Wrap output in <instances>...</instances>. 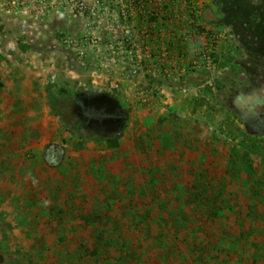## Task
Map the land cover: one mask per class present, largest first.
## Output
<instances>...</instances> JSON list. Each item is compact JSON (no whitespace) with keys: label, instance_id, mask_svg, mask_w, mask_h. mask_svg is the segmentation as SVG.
<instances>
[{"label":"rangeland","instance_id":"374dc122","mask_svg":"<svg viewBox=\"0 0 264 264\" xmlns=\"http://www.w3.org/2000/svg\"><path fill=\"white\" fill-rule=\"evenodd\" d=\"M247 1L0 0V264H264V136L226 100L264 77Z\"/></svg>","mask_w":264,"mask_h":264},{"label":"flooded vegetation","instance_id":"af4514ba","mask_svg":"<svg viewBox=\"0 0 264 264\" xmlns=\"http://www.w3.org/2000/svg\"><path fill=\"white\" fill-rule=\"evenodd\" d=\"M211 12L207 13L208 21H214L215 19L210 17ZM245 76L242 77L240 82H245L244 84H249V88L241 90L239 93L232 95L230 92L226 95V100L229 105H232L240 116L244 127L252 135L264 136V87L261 86L264 83V77L260 79L254 85V78L250 76V70L246 67ZM260 85V87H258ZM88 114L95 115V117L101 118L105 115L100 113H94L93 109L88 108ZM48 155L50 158H56L61 156V148L58 146L49 149Z\"/></svg>","mask_w":264,"mask_h":264},{"label":"trees","instance_id":"16d2710c","mask_svg":"<svg viewBox=\"0 0 264 264\" xmlns=\"http://www.w3.org/2000/svg\"><path fill=\"white\" fill-rule=\"evenodd\" d=\"M229 3H234L236 2V0H228ZM242 3L245 6H257L255 4H250L248 3L247 0H242ZM206 17H208L206 15ZM50 109L51 111L55 114L58 115L62 121L64 122V124L67 125V127H70L71 125H74V121L78 120L80 121V117L78 116V114L76 113V111L74 110V106H75V102L68 97H57L55 95H53L52 93H50ZM80 118V119H79ZM92 130H94L92 127H89ZM90 137V136H89ZM93 254H95V256H97V258H99V260L102 257H110V253L111 250H109L108 248L105 251H102L99 248H96L94 252L89 251Z\"/></svg>","mask_w":264,"mask_h":264},{"label":"crops","instance_id":"0c3cea01","mask_svg":"<svg viewBox=\"0 0 264 264\" xmlns=\"http://www.w3.org/2000/svg\"><path fill=\"white\" fill-rule=\"evenodd\" d=\"M61 148V147H60ZM62 149V148H61ZM61 152H62V150H61Z\"/></svg>","mask_w":264,"mask_h":264}]
</instances>
